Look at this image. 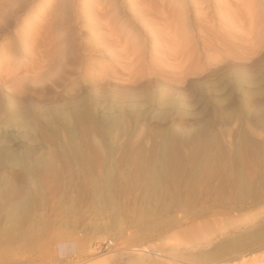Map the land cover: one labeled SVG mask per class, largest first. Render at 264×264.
<instances>
[{"label":"rangeland","instance_id":"obj_1","mask_svg":"<svg viewBox=\"0 0 264 264\" xmlns=\"http://www.w3.org/2000/svg\"><path fill=\"white\" fill-rule=\"evenodd\" d=\"M219 247L264 264V0H0V264Z\"/></svg>","mask_w":264,"mask_h":264},{"label":"bare ground","instance_id":"obj_2","mask_svg":"<svg viewBox=\"0 0 264 264\" xmlns=\"http://www.w3.org/2000/svg\"><path fill=\"white\" fill-rule=\"evenodd\" d=\"M91 1V0H90ZM99 7V6H98ZM89 10V9H88ZM87 10V11H88ZM90 12V11H89ZM45 67V66H44ZM58 115V114H57ZM68 115V114H67ZM62 119V118H61ZM65 119H67V118H65ZM20 120V119H19ZM22 120V119H21ZM69 123V122H68ZM75 136H77V135H75ZM76 139V138H75ZM10 152V151H9ZM24 157V156H23ZM35 163V162H34ZM42 163V162H41ZM158 164V163H157ZM6 180V179H5ZM107 183V182H106ZM108 185V184H107ZM107 188V187H106ZM105 190V189H104ZM17 202V201H16ZM31 202V201H30ZM28 206L27 205H25L24 203H22V204H20V206L18 207L19 209H23L24 208V210L27 208ZM19 211V210H18ZM26 212V211H25ZM224 247H219V248H216L214 251H213V253L215 254V256H213V258H212V260H209V258H208V256H209V254L207 255V254H201V255H199L198 253V255L197 256H195V258L193 257H188V256H184L183 254H180V255H176L175 257L176 258H179V259H183L184 261H189V262H193V263H196V262H203V261H206L207 263L208 262H213V261H216V260H219L220 259V257H223V256H221L220 254L222 253V252H224ZM211 250V249H210ZM207 252V251H206ZM148 253H150V252H148ZM181 253H184V251H182ZM192 253V252H191ZM134 254V253H133ZM147 254V253H146ZM158 254V253H157ZM156 254V256H158ZM182 255H183V257H182ZM226 255V254H225ZM155 256V257H156ZM160 257V256H159ZM157 258V257H156ZM138 261L140 262L141 261V264H154V262H155V258L154 257H152L151 255H145V256H138ZM178 260V259H177ZM180 261V260H179ZM188 262V263H189ZM186 263V262H185ZM199 264V263H198ZM202 264V263H201ZM205 264V263H204Z\"/></svg>","mask_w":264,"mask_h":264}]
</instances>
